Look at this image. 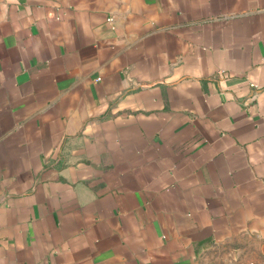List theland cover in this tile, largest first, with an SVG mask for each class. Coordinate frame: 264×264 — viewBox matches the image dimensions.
<instances>
[{
    "label": "crops",
    "instance_id": "0c3cea01",
    "mask_svg": "<svg viewBox=\"0 0 264 264\" xmlns=\"http://www.w3.org/2000/svg\"><path fill=\"white\" fill-rule=\"evenodd\" d=\"M214 247L264 264V0H0V264Z\"/></svg>",
    "mask_w": 264,
    "mask_h": 264
},
{
    "label": "rangeland",
    "instance_id": "374dc122",
    "mask_svg": "<svg viewBox=\"0 0 264 264\" xmlns=\"http://www.w3.org/2000/svg\"><path fill=\"white\" fill-rule=\"evenodd\" d=\"M232 250L228 247H214L207 255L205 264H263L259 259L247 261L243 254L238 253V248Z\"/></svg>",
    "mask_w": 264,
    "mask_h": 264
}]
</instances>
